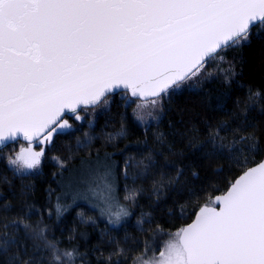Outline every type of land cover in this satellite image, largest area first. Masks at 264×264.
Listing matches in <instances>:
<instances>
[{
  "label": "snow or ice",
  "instance_id": "obj_1",
  "mask_svg": "<svg viewBox=\"0 0 264 264\" xmlns=\"http://www.w3.org/2000/svg\"><path fill=\"white\" fill-rule=\"evenodd\" d=\"M254 35L264 39V0H0V144L18 137L27 142L14 158L6 157L8 164L27 175L23 170L37 169L45 156L39 146L52 145L54 136L72 128L69 119L82 120L83 109L102 99L108 106L117 96L127 105L126 93L171 95ZM104 168L91 182L94 192L102 186L112 191L111 166ZM121 214L128 215L122 210L109 222ZM9 227L3 225L0 254L16 243ZM63 255L73 257L74 251ZM111 255L120 257L123 249ZM53 259H60L56 250ZM11 264H21L19 257ZM143 264H264V162L199 207L159 256Z\"/></svg>",
  "mask_w": 264,
  "mask_h": 264
},
{
  "label": "trees",
  "instance_id": "obj_2",
  "mask_svg": "<svg viewBox=\"0 0 264 264\" xmlns=\"http://www.w3.org/2000/svg\"><path fill=\"white\" fill-rule=\"evenodd\" d=\"M224 56L206 64L210 74L199 86L167 95L156 122L138 124L131 105L115 97L92 126L54 136L37 173L20 176L8 166L16 142L0 149V235L9 224V238L16 241L0 254V264H11L13 256L21 264H131L158 233L189 223L201 205L260 161L264 39L254 35L249 45ZM253 142L258 150L249 151ZM100 161L111 166L105 203L78 193L82 167ZM122 210L128 215L110 223ZM117 248L123 249L120 257L111 255ZM66 251H74L73 257L64 256Z\"/></svg>",
  "mask_w": 264,
  "mask_h": 264
},
{
  "label": "rangeland",
  "instance_id": "obj_3",
  "mask_svg": "<svg viewBox=\"0 0 264 264\" xmlns=\"http://www.w3.org/2000/svg\"><path fill=\"white\" fill-rule=\"evenodd\" d=\"M210 74V70H208V67L205 65V69L202 70L201 74L197 77H193L192 80L190 81H186L184 82V85L182 87L183 88H193V87H197L199 86L206 78H208ZM121 93H125V92H121ZM128 96V95H127ZM169 96V95H168ZM120 97V96H119ZM167 97V95H164L162 98L161 97H155L149 100H138V99H132L128 96L129 98V103L131 105V113L134 117V119L136 120V122L140 125H147L153 122H156L160 116L162 115L163 112V101L164 98ZM107 98V97H106ZM156 100V103L153 104L152 101ZM107 106H104L103 101L100 102L98 105L94 106V107H90V108H85L83 109V111H81V115L83 116V119L80 121H76L74 118L73 119H69V123L72 124V128L70 129H66L64 131H68V130H72V129H76L79 128L82 124H86L88 126H92L94 124V116L101 112L102 110H104ZM66 119L68 117H65ZM27 143L25 142H16L15 145H13L10 149V151H8L7 155L8 157L11 156L14 158L15 153L19 151V149L21 147H26ZM45 146V145H40L39 147H44L45 151L46 149L49 147ZM39 147H36L34 145V150H39ZM43 158H41V163L38 166L37 169H33V170H23L25 172H27L28 174H34L39 172L42 162H43ZM8 164V161H7ZM107 165L104 161H100V162H91L89 164H86L82 167L81 169V177L84 178L85 180L82 181L84 187L81 188V192H78L79 195L83 196L85 199H89V200H104V203L106 201V197L108 194L107 191H105L103 189V186L100 189V192L103 193V196L100 195V192H94L91 190V182L93 180V178L97 175H103V172L105 170L104 166ZM8 166L14 171V169L17 166H10L8 164ZM99 169V171H97ZM111 178V177H110ZM110 180V179H109ZM77 187V186H74ZM210 202V201H209ZM207 202V203H209ZM115 211V210H110V212ZM121 216L123 217L124 215L121 214ZM171 232V233H167V232H160L158 233L156 236V241L152 240L150 241V244L148 245V247L146 248L145 252L141 255H138L134 258V260L132 261L131 264H143L144 260L147 259H151L153 257H158L159 256V252L163 250L164 245L173 238V234L175 233Z\"/></svg>",
  "mask_w": 264,
  "mask_h": 264
},
{
  "label": "water",
  "instance_id": "obj_4",
  "mask_svg": "<svg viewBox=\"0 0 264 264\" xmlns=\"http://www.w3.org/2000/svg\"><path fill=\"white\" fill-rule=\"evenodd\" d=\"M120 92H125L126 93V90H124V89H120L119 90ZM130 98H132V99H138V100H149V99H152V98H155V97H148V98H146V99H142V98H140V97H131V94L130 93H126ZM103 101V99L101 100V102ZM96 106V105H95ZM90 107H94V106H89L88 108H90ZM67 117V116H66ZM17 141H21V142H25V143H27L24 139H23V137H18L17 138V140L16 141H7V142H5V144H0V149H2L3 147H5L6 145H8V144H11V143H14V142H17ZM260 162H264V155H263V157L260 159V161H258L257 163H255L254 165H252V166H250V167H255L258 163H260ZM250 167H248V168H250ZM247 168V169H248ZM247 169H245L244 171H246ZM243 173V171L238 175V176H236L233 180H232V182H234V180L235 179H237L241 174ZM228 187H229V185H228ZM228 187H227V189H228ZM227 189L224 191V192H222V193H220V194H217V195H214L212 198H211V200H213L216 196H218V195H223V194H225L226 193V191H227ZM205 204H203V205H201V206H204ZM200 206V207H201ZM198 210H199V208L196 210V212H198ZM196 212L194 213V216H193V218H192V220L195 218V214H196ZM192 220L189 222V223H187L186 225H184L183 227H185V226H187L188 224H190L191 222H192Z\"/></svg>",
  "mask_w": 264,
  "mask_h": 264
}]
</instances>
